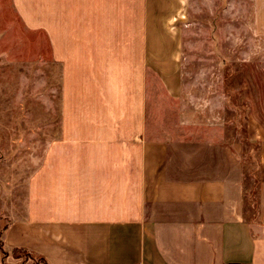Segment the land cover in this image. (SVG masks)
<instances>
[{"label": "crops", "instance_id": "1", "mask_svg": "<svg viewBox=\"0 0 264 264\" xmlns=\"http://www.w3.org/2000/svg\"><path fill=\"white\" fill-rule=\"evenodd\" d=\"M8 2L47 43L59 125L2 231L4 264H34L13 249L48 264H264V138L248 190L233 143L174 108L189 0Z\"/></svg>", "mask_w": 264, "mask_h": 264}, {"label": "rangeland", "instance_id": "2", "mask_svg": "<svg viewBox=\"0 0 264 264\" xmlns=\"http://www.w3.org/2000/svg\"><path fill=\"white\" fill-rule=\"evenodd\" d=\"M8 1L0 0V239L23 213L26 179L59 125L47 43L24 29ZM180 20L182 98L174 108L190 111L191 124L213 143H233L251 190L258 168L251 139L264 138V37L253 31L252 1L189 0Z\"/></svg>", "mask_w": 264, "mask_h": 264}, {"label": "trees", "instance_id": "3", "mask_svg": "<svg viewBox=\"0 0 264 264\" xmlns=\"http://www.w3.org/2000/svg\"><path fill=\"white\" fill-rule=\"evenodd\" d=\"M4 229H5V227L3 228V230ZM11 254H12V256L14 258H17V259L20 258V259H22L24 261L30 259V260H32V262L34 264H48L42 257L32 255L31 253H29L25 249H13ZM0 255H1L2 262L4 264V260H5L6 256H7V252L3 248L1 240H0Z\"/></svg>", "mask_w": 264, "mask_h": 264}]
</instances>
